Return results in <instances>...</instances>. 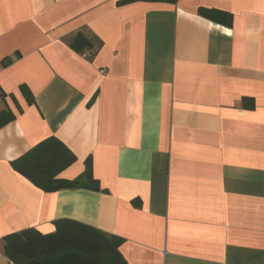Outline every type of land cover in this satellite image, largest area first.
Returning <instances> with one entry per match:
<instances>
[{
	"label": "crops",
	"instance_id": "0c3cea01",
	"mask_svg": "<svg viewBox=\"0 0 264 264\" xmlns=\"http://www.w3.org/2000/svg\"><path fill=\"white\" fill-rule=\"evenodd\" d=\"M0 92V264L5 236L59 219L123 238L128 264H264V0H0ZM49 136L100 191L13 169Z\"/></svg>",
	"mask_w": 264,
	"mask_h": 264
},
{
	"label": "trees",
	"instance_id": "16d2710c",
	"mask_svg": "<svg viewBox=\"0 0 264 264\" xmlns=\"http://www.w3.org/2000/svg\"><path fill=\"white\" fill-rule=\"evenodd\" d=\"M199 13L213 21L232 24V14L227 11L200 8ZM92 44L81 32L71 41V47L82 54L90 50ZM22 90L32 102L33 96L27 86H22ZM3 94L0 92V96ZM14 119L15 113L11 109L0 111V127ZM76 160L75 153L62 140L49 136L12 160L11 165L45 192L77 188L100 191L90 158L86 160L83 174L75 178L60 175ZM4 240V253L13 264H128L120 251L123 238L72 219H59L53 232L26 228L5 236Z\"/></svg>",
	"mask_w": 264,
	"mask_h": 264
},
{
	"label": "built area",
	"instance_id": "2783aa9c",
	"mask_svg": "<svg viewBox=\"0 0 264 264\" xmlns=\"http://www.w3.org/2000/svg\"><path fill=\"white\" fill-rule=\"evenodd\" d=\"M85 56L88 57V58H90V57H91V54H89V53H88V54L85 53ZM105 71H106L105 69H102V70H101V73H105Z\"/></svg>",
	"mask_w": 264,
	"mask_h": 264
}]
</instances>
